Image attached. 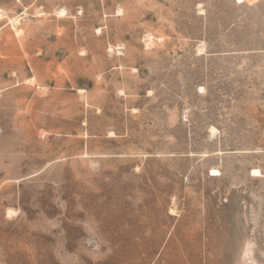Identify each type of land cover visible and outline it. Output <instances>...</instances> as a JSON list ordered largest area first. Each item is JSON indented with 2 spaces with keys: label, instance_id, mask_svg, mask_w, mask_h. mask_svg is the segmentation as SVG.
<instances>
[{
  "label": "rangeland",
  "instance_id": "1",
  "mask_svg": "<svg viewBox=\"0 0 264 264\" xmlns=\"http://www.w3.org/2000/svg\"><path fill=\"white\" fill-rule=\"evenodd\" d=\"M247 245L264 264V0H0V264Z\"/></svg>",
  "mask_w": 264,
  "mask_h": 264
},
{
  "label": "bare ground",
  "instance_id": "2",
  "mask_svg": "<svg viewBox=\"0 0 264 264\" xmlns=\"http://www.w3.org/2000/svg\"><path fill=\"white\" fill-rule=\"evenodd\" d=\"M235 1L238 2V3H243V2L245 3L246 1H249V0H235ZM12 23H13V26H15V25H17L19 23V20L15 19ZM218 175H219V172L216 171V170H213L212 176H218ZM250 252H251V248H250L249 245H247L246 252H245V255H244V262L246 260L247 262H250L251 264H255L251 259H248V254L250 255ZM245 264H246V262H245Z\"/></svg>",
  "mask_w": 264,
  "mask_h": 264
}]
</instances>
